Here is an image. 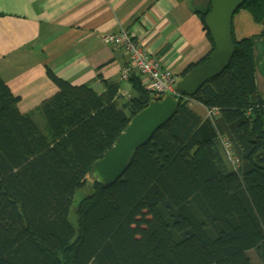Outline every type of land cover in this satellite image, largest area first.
<instances>
[{"label": "trees", "instance_id": "trees-1", "mask_svg": "<svg viewBox=\"0 0 264 264\" xmlns=\"http://www.w3.org/2000/svg\"><path fill=\"white\" fill-rule=\"evenodd\" d=\"M210 3L195 9L203 25ZM241 10L264 24V0ZM204 29L209 50L183 74L212 50ZM249 33L236 38L232 22L228 66L194 95L175 94L171 119L108 186L93 164L161 99L141 73L128 70L124 95L119 82L98 93L47 69L55 90L29 112L0 75V264H264V91L253 49L264 30Z\"/></svg>", "mask_w": 264, "mask_h": 264}, {"label": "crops", "instance_id": "crops-1", "mask_svg": "<svg viewBox=\"0 0 264 264\" xmlns=\"http://www.w3.org/2000/svg\"><path fill=\"white\" fill-rule=\"evenodd\" d=\"M208 1L0 0V75L20 97L23 112L36 109L54 92L47 69L72 84L87 83L98 93L104 90V80H113L119 82L120 93L128 95L130 82L121 76L128 55L101 39L126 29L177 82L186 67L209 50L205 26L195 12ZM257 29L264 30V24ZM253 49L257 68L264 64V37L253 40ZM257 72L262 92L264 75ZM139 75L146 85V77Z\"/></svg>", "mask_w": 264, "mask_h": 264}, {"label": "water", "instance_id": "water-1", "mask_svg": "<svg viewBox=\"0 0 264 264\" xmlns=\"http://www.w3.org/2000/svg\"><path fill=\"white\" fill-rule=\"evenodd\" d=\"M245 1L211 0L204 26L212 40V50L203 62L176 82L175 94L194 95L207 80L219 75L228 66L234 52L232 19ZM177 103L176 95H167L160 101H151L133 116L115 144L93 164L91 174L95 180L105 186L114 183L128 167L136 149L171 119Z\"/></svg>", "mask_w": 264, "mask_h": 264}, {"label": "built area", "instance_id": "built-area-1", "mask_svg": "<svg viewBox=\"0 0 264 264\" xmlns=\"http://www.w3.org/2000/svg\"><path fill=\"white\" fill-rule=\"evenodd\" d=\"M107 45L121 47L128 55V65L123 68L121 76L126 78L128 70L133 67L146 77V86L156 97L162 100L167 95H175L176 78L174 73L148 53L141 39L131 31L121 29L119 32H108L101 36Z\"/></svg>", "mask_w": 264, "mask_h": 264}, {"label": "rangeland", "instance_id": "rangeland-1", "mask_svg": "<svg viewBox=\"0 0 264 264\" xmlns=\"http://www.w3.org/2000/svg\"><path fill=\"white\" fill-rule=\"evenodd\" d=\"M245 10H241L240 12L238 13H235L234 14V17L232 19V22H233V27H234V33H235V36L236 38H240V37H243V36H246L248 34H251L249 32H256L257 30V27L258 25L252 21V19L250 17H248V13L247 12H244ZM249 31V32H248ZM258 64H261V63H258ZM257 74H262L264 75V64H261L257 67ZM199 111L202 112L203 114V109L198 107ZM197 108H195V110H198ZM23 112V111H22ZM90 179L87 181V185L85 186V188L81 189L82 191L78 190L75 194V200L73 202V205H72V209H74V205L76 204L78 198L80 196H82V192L84 191H88L90 189ZM71 219H74L75 216H73V214H71ZM251 255L253 256V254L251 253ZM253 262L256 263V259L255 257L253 256Z\"/></svg>", "mask_w": 264, "mask_h": 264}, {"label": "bare ground", "instance_id": "bare-ground-1", "mask_svg": "<svg viewBox=\"0 0 264 264\" xmlns=\"http://www.w3.org/2000/svg\"><path fill=\"white\" fill-rule=\"evenodd\" d=\"M160 101V100H159Z\"/></svg>", "mask_w": 264, "mask_h": 264}]
</instances>
